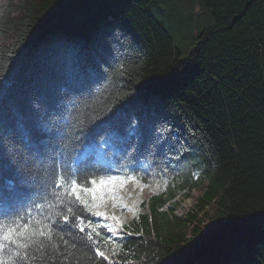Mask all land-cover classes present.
<instances>
[{
	"label": "trees",
	"instance_id": "obj_1",
	"mask_svg": "<svg viewBox=\"0 0 264 264\" xmlns=\"http://www.w3.org/2000/svg\"><path fill=\"white\" fill-rule=\"evenodd\" d=\"M157 1L0 0V225L45 232L0 264H264V0H202L185 58ZM127 172L166 190L81 231L71 182Z\"/></svg>",
	"mask_w": 264,
	"mask_h": 264
},
{
	"label": "rangeland",
	"instance_id": "obj_2",
	"mask_svg": "<svg viewBox=\"0 0 264 264\" xmlns=\"http://www.w3.org/2000/svg\"><path fill=\"white\" fill-rule=\"evenodd\" d=\"M150 10L171 32L176 43L183 49L184 58L196 45L200 33L214 23L211 11L202 0H159L150 6ZM96 154L101 162L110 164L104 147L98 148ZM110 176L122 177L124 182L117 180L112 184L100 185L101 179L107 180ZM110 176L96 179V185L89 186L96 187L95 198L91 193H81L87 200L88 209L97 217L95 221L82 222L81 226L118 244V229L132 222L139 213L146 212L152 196L166 190L167 180L163 177L147 182L130 172ZM199 195L201 192L196 190L192 197L180 196L178 200L181 206L177 213L193 211Z\"/></svg>",
	"mask_w": 264,
	"mask_h": 264
},
{
	"label": "snow or ice",
	"instance_id": "obj_3",
	"mask_svg": "<svg viewBox=\"0 0 264 264\" xmlns=\"http://www.w3.org/2000/svg\"><path fill=\"white\" fill-rule=\"evenodd\" d=\"M131 179V177H129ZM117 180H120L121 183L124 182L122 177H115V176H110L108 177L107 180L101 179L100 180V185H105V184H112L116 182ZM92 185H96L97 181L95 179L91 180L90 182ZM97 189L96 187H85L81 184H77L76 180H73L71 182V189L70 192L71 194L75 195V198L79 200L81 203L85 204L87 206V200H85L81 193L88 194L91 193L93 198H95V193ZM115 219V217H113ZM68 217H65V220H67ZM37 223H39L37 221ZM30 226L28 224H24L23 226L17 224L15 227L13 226H8L5 230V226L0 225V251H3L5 248V243L4 242H10L13 244H16L18 248H27L28 243L27 242H22L21 238L25 241H31L33 236H44L45 232L42 230H32L30 231ZM83 231V228L81 229ZM97 254L100 256H103L104 253L100 252L97 250Z\"/></svg>",
	"mask_w": 264,
	"mask_h": 264
}]
</instances>
